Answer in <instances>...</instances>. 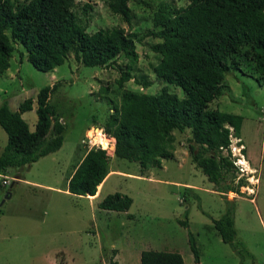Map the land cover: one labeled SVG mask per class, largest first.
I'll use <instances>...</instances> for the list:
<instances>
[{
	"label": "rangeland",
	"instance_id": "1",
	"mask_svg": "<svg viewBox=\"0 0 264 264\" xmlns=\"http://www.w3.org/2000/svg\"><path fill=\"white\" fill-rule=\"evenodd\" d=\"M164 2L178 8L187 0ZM84 3L91 6L86 17L80 11ZM157 6L158 0L129 3V24L110 14L103 0H75L73 10L88 33L121 26L135 34L137 61L131 74L150 85L141 88L131 78L124 88L155 93L166 86L181 98L179 87L165 84L152 71L159 56L150 45L158 39L146 31L152 27ZM247 50L243 46L233 55L238 69L225 73L221 94L207 106L242 118L239 138L230 134L227 150L222 151L235 167L233 185L239 180L242 184L238 192L218 193L192 162L188 130H175L172 159L161 160L160 167L141 169L136 162L109 154V168L120 174H112L100 194L86 197L68 193L65 180L87 149H104L99 142L105 140V147L110 144L101 128L111 102H119L121 90L115 79L126 59L119 55L105 66L88 67L69 54L61 65L42 72L13 43L9 67L0 76V104L6 102L10 110H16L20 101L31 98L32 107L21 118L32 131L36 93L54 83L48 104L61 115L65 130L57 151L2 172L8 184L0 193V264H139L143 250L178 252L183 264H194L188 232L198 249L199 264H264V77L255 71ZM5 142L0 128V151ZM5 190L10 193L7 199L3 198ZM114 192L131 198L126 212L97 207L105 195ZM225 199L234 203L233 243L242 251L241 258L220 240L211 223L224 212ZM185 210L187 227L178 222Z\"/></svg>",
	"mask_w": 264,
	"mask_h": 264
},
{
	"label": "trees",
	"instance_id": "2",
	"mask_svg": "<svg viewBox=\"0 0 264 264\" xmlns=\"http://www.w3.org/2000/svg\"><path fill=\"white\" fill-rule=\"evenodd\" d=\"M138 2L148 4V0H103L109 13L125 24L132 18L129 3ZM74 5L75 0H0V76L9 67L13 43L19 44L26 60L42 72L52 71L69 54L88 67L105 66L119 55L126 59L118 66L115 79L121 90L119 102H111L101 128L111 143L104 149L91 147L84 152L67 177V192L94 197L97 185L109 172L111 156L136 162L141 169L160 167L161 160L173 158L175 130H188L192 162L218 193L224 196L238 192L242 184L239 180L233 185L235 167L228 153L223 155L222 151L227 150L230 134L239 138L242 118L207 106L221 94L225 73L238 69L233 55L243 46L248 48L246 54L255 71L264 77V0H187L178 8L158 0L152 27L146 31L147 36L158 39L150 45L159 56L152 71L165 84L179 87L181 98L166 86L155 93L124 88V83L133 78L131 70L137 61L135 34L121 26L88 33ZM90 9V4L84 3L81 15L86 17ZM133 82L141 88L150 85L143 77L133 78ZM54 87L53 83L37 91L32 131L21 118L31 109V98L20 101L16 110H10L6 102L0 104V128L6 135L0 151V175L60 148L65 125L59 112L48 104ZM111 145L112 153L106 152ZM131 202L126 194L114 192L105 195L97 207L126 212ZM233 216L234 203L225 199L224 212L211 223L220 240L241 258L242 251L233 243ZM178 222L187 227L186 210L184 219ZM187 243L194 264H199L190 232ZM139 264H183V259L178 252L143 250Z\"/></svg>",
	"mask_w": 264,
	"mask_h": 264
},
{
	"label": "crops",
	"instance_id": "3",
	"mask_svg": "<svg viewBox=\"0 0 264 264\" xmlns=\"http://www.w3.org/2000/svg\"><path fill=\"white\" fill-rule=\"evenodd\" d=\"M111 141V140H110ZM109 141V142H110ZM6 143V142H5ZM111 143V142H110ZM3 148V147H2ZM2 150V149H1ZM109 169V172L107 173V175L103 178V180H102V182L100 183V184H98L97 185V187H96V191H95V194L93 195V196H95L97 193L98 194H100V190L102 189V186H103V188H104V185H105V182H106V180L112 175V174H114V173H117V174H120V172L119 171H117V170H113L112 168H108ZM72 170H73V168H72ZM72 170H71V172H72ZM70 172V173H71ZM69 173V174H70ZM116 174V175H117ZM69 176V175H68ZM16 178H18V176L16 177ZM66 182H67V179L65 180ZM182 186H183V184H182ZM185 186H188V185H185ZM2 194V193H1ZM127 216V215H126Z\"/></svg>",
	"mask_w": 264,
	"mask_h": 264
},
{
	"label": "water",
	"instance_id": "4",
	"mask_svg": "<svg viewBox=\"0 0 264 264\" xmlns=\"http://www.w3.org/2000/svg\"><path fill=\"white\" fill-rule=\"evenodd\" d=\"M110 149H111V150H106V152H110V153H112V151H113V145L110 146ZM10 186H11V184L9 185V187H10ZM1 191H2V187L0 186V193H1ZM9 196H10L9 191H8V190H7V191L5 190L4 193H3V198H4V199H7Z\"/></svg>",
	"mask_w": 264,
	"mask_h": 264
},
{
	"label": "built area",
	"instance_id": "5",
	"mask_svg": "<svg viewBox=\"0 0 264 264\" xmlns=\"http://www.w3.org/2000/svg\"><path fill=\"white\" fill-rule=\"evenodd\" d=\"M262 113L264 114V107L262 108ZM237 152H238V149H237ZM239 161V159H237ZM0 186H6L8 184V181L5 179V176L4 175H0Z\"/></svg>",
	"mask_w": 264,
	"mask_h": 264
},
{
	"label": "bare ground",
	"instance_id": "6",
	"mask_svg": "<svg viewBox=\"0 0 264 264\" xmlns=\"http://www.w3.org/2000/svg\"><path fill=\"white\" fill-rule=\"evenodd\" d=\"M98 129V128H97ZM93 140V139H92ZM105 146V145H104Z\"/></svg>",
	"mask_w": 264,
	"mask_h": 264
}]
</instances>
